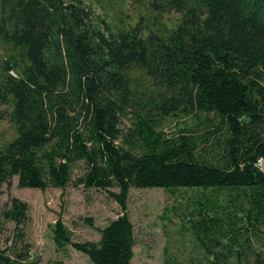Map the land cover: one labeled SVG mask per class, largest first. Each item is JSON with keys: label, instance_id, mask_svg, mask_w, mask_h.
I'll use <instances>...</instances> for the list:
<instances>
[{"label": "trees", "instance_id": "16d2710c", "mask_svg": "<svg viewBox=\"0 0 264 264\" xmlns=\"http://www.w3.org/2000/svg\"><path fill=\"white\" fill-rule=\"evenodd\" d=\"M118 1L0 0V106L15 130L0 189L17 178L20 189L106 192L121 214L98 242H73L60 217L49 225L57 248L89 264H131V187L198 190L186 218L198 264H264V0H123L132 22L111 15ZM200 114L218 118L214 130L163 132L166 119ZM1 217L16 243L0 264H63L31 255L26 203L11 197Z\"/></svg>", "mask_w": 264, "mask_h": 264}, {"label": "rangeland", "instance_id": "374dc122", "mask_svg": "<svg viewBox=\"0 0 264 264\" xmlns=\"http://www.w3.org/2000/svg\"><path fill=\"white\" fill-rule=\"evenodd\" d=\"M94 9L95 14L101 13L99 8ZM109 11L112 16L120 15L127 22L134 21L137 16V10L129 1L119 0ZM154 14L146 9V22H150ZM163 18L165 22L174 23L177 15L170 13ZM9 114V107L0 106V147L15 137ZM218 122L213 114L181 116L164 120L162 129L169 137L181 132L200 137L214 130ZM128 125V121H122V127ZM260 170L264 172V164ZM83 173V164L78 162L72 169V180ZM11 197L28 205L25 242L30 245L31 255L42 263L89 264L88 258L71 246L59 249L52 242L49 225L58 217L71 232L72 241L80 243L98 242L100 230L121 214L117 203L102 190L73 185L64 190L20 189L17 178H14L10 188L4 185L0 189V250L13 249L16 243L14 224L5 222L1 217ZM200 197L199 191L193 189H179L171 194L160 188L131 187L127 203L135 239L131 264H198L203 258V251L186 218ZM87 219L92 220V226L84 222ZM255 248L262 249L260 251L264 255V244L259 242Z\"/></svg>", "mask_w": 264, "mask_h": 264}, {"label": "built area", "instance_id": "2783aa9c", "mask_svg": "<svg viewBox=\"0 0 264 264\" xmlns=\"http://www.w3.org/2000/svg\"><path fill=\"white\" fill-rule=\"evenodd\" d=\"M11 73V75H13L14 77H16V75L13 73V72H10ZM263 165V162L260 160L259 161V166H262Z\"/></svg>", "mask_w": 264, "mask_h": 264}]
</instances>
